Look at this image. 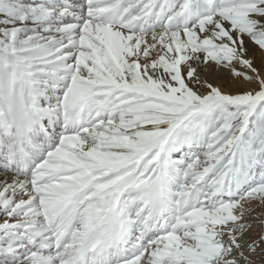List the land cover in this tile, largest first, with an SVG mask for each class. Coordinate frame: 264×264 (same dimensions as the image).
Masks as SVG:
<instances>
[{"label":"snow or ice","instance_id":"1","mask_svg":"<svg viewBox=\"0 0 264 264\" xmlns=\"http://www.w3.org/2000/svg\"><path fill=\"white\" fill-rule=\"evenodd\" d=\"M0 264H264V0H0Z\"/></svg>","mask_w":264,"mask_h":264}]
</instances>
